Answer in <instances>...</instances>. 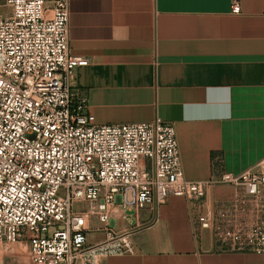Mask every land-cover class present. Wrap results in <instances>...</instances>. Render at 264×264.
I'll return each mask as SVG.
<instances>
[{"label":"crops","instance_id":"1","mask_svg":"<svg viewBox=\"0 0 264 264\" xmlns=\"http://www.w3.org/2000/svg\"><path fill=\"white\" fill-rule=\"evenodd\" d=\"M68 12L69 55L88 61L74 70V103L97 125H173L185 178L211 183L209 204L230 200L218 179L253 172L264 156V0H69ZM197 213L169 197L114 214L110 227L133 252L78 264H264V254L221 250ZM104 228L90 217L87 244L103 243ZM17 244L4 264H28Z\"/></svg>","mask_w":264,"mask_h":264},{"label":"built area","instance_id":"2","mask_svg":"<svg viewBox=\"0 0 264 264\" xmlns=\"http://www.w3.org/2000/svg\"><path fill=\"white\" fill-rule=\"evenodd\" d=\"M0 2V252L25 242L28 264L131 254L112 216L176 197L196 205L221 250L264 254V156L255 171L218 179L230 200L207 203L211 183L185 178L173 125H97L74 103V70L88 61L68 52L69 0ZM92 216L105 227L98 245L87 244Z\"/></svg>","mask_w":264,"mask_h":264},{"label":"rangeland","instance_id":"3","mask_svg":"<svg viewBox=\"0 0 264 264\" xmlns=\"http://www.w3.org/2000/svg\"><path fill=\"white\" fill-rule=\"evenodd\" d=\"M0 4H1V2H0ZM6 13V10L5 9H3V8H0V14H5ZM19 247L20 245L19 244H13V245H11L9 248H7V249H3L1 252H0V264H4V255L8 252V251H10V250H12V249H14V251H15V247Z\"/></svg>","mask_w":264,"mask_h":264}]
</instances>
